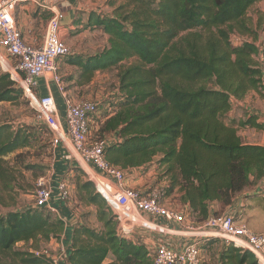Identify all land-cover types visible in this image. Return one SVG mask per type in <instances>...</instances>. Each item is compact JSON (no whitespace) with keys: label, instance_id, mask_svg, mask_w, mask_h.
Returning a JSON list of instances; mask_svg holds the SVG:
<instances>
[{"label":"trees","instance_id":"obj_1","mask_svg":"<svg viewBox=\"0 0 264 264\" xmlns=\"http://www.w3.org/2000/svg\"><path fill=\"white\" fill-rule=\"evenodd\" d=\"M258 1L108 0L112 13H89L85 24L107 34L108 46L67 60L78 70L75 82L83 85L97 72L135 59L117 72L119 101L95 139L105 134L120 139L108 144L104 155L124 171L158 157L169 181L166 195L178 186L180 201L196 223L211 214V203L228 206L236 194L264 177V146L244 143L237 128L225 122L232 98L264 86L263 69L254 61L256 56L264 61V43L257 46L256 35L251 41H232L235 33L255 34L245 16ZM14 84L7 73L0 74V102L15 101ZM239 125L264 130L255 116ZM33 139L27 128L0 124V161ZM94 188L89 181L77 185L80 199L96 207L101 226L82 223L72 230L64 264H103L109 255L113 264H153L143 243L117 234L115 215ZM43 209L0 214V256L19 242L59 239L63 220ZM16 254L23 255V264H52L45 255ZM219 263L258 264L251 252L231 244L221 249Z\"/></svg>","mask_w":264,"mask_h":264},{"label":"built area","instance_id":"obj_2","mask_svg":"<svg viewBox=\"0 0 264 264\" xmlns=\"http://www.w3.org/2000/svg\"><path fill=\"white\" fill-rule=\"evenodd\" d=\"M38 1L0 0V50L13 61H5L0 55V64H5L2 69L22 90L40 121L49 127L52 146H64L67 150L66 158L73 160L83 170L84 164L92 166L95 177L90 180L93 181L96 192L113 211L118 235L129 238L136 226L164 231L159 225L145 220L143 214L160 216L179 225L185 223L182 212L161 202L165 197V187L146 192L125 187V171L105 159L107 140L90 138L89 126L92 116L98 111V103L87 99L71 100L66 95L62 78L56 73L57 61L73 55L60 35L64 11L57 7L59 1L54 0L52 6L46 7L51 15L41 43L32 44L21 37L16 28L14 10L21 2ZM39 78L53 83L63 96L65 127L60 123L54 97L37 93ZM56 191L61 201L69 199L70 189L65 178L57 183ZM52 192L49 178L39 177L36 181L34 206L55 213V208L50 206ZM185 228L187 231H184L192 234L194 239L181 250H174L165 243L159 244L151 252L153 264H202L201 245L212 239H222L226 244L248 250L258 264H264V233L252 232L247 224L234 214L209 215L197 224L196 228L187 224ZM60 251L65 254L62 248ZM35 255L51 257L48 250H41ZM54 262L56 263V260Z\"/></svg>","mask_w":264,"mask_h":264},{"label":"rangeland","instance_id":"obj_3","mask_svg":"<svg viewBox=\"0 0 264 264\" xmlns=\"http://www.w3.org/2000/svg\"><path fill=\"white\" fill-rule=\"evenodd\" d=\"M107 1L108 0H77L80 9H77L75 18L80 24L78 27L69 30L66 39L64 38L65 43L69 46L73 55H91L100 52L103 48L108 46L107 34L100 28H88L85 25L89 13L100 16H109L112 13L113 7H111ZM245 22L247 27L255 34L247 33L241 35L235 33L234 35L232 34V41L239 44L243 40L251 41L252 37L256 35L257 39L255 44L261 47L264 43V34L261 31V27L264 25V0L258 1L250 7L245 16ZM0 55L5 61H10V63L13 62L7 57L3 50H0ZM68 58L69 57L57 61L56 73L62 78L66 93L68 91L72 98L74 97L75 100L87 99L98 103V112L91 118V124L89 126L90 138L94 140L97 138V131L102 121H104L108 114L114 112L115 105L119 101L120 95L118 93L117 72L123 66L134 63L135 59L132 58L123 61L120 67L104 72H97L91 82L78 85L75 82L78 70L67 63ZM254 61L261 66L264 72V61L262 58L256 56L254 57ZM4 65L5 64H0V74L6 73L2 69ZM14 85L15 101L0 102V124H9L14 130L22 127L27 128L34 133L35 139H33L32 144L28 147L4 156L0 161V170L2 174L0 176V214L2 215L9 211H25L34 208L36 181L41 176L51 178L54 151L57 148L51 144V131L49 127L40 121L37 112L29 105L27 98L23 93L19 92L21 89L16 84ZM257 91L264 97V86H261ZM226 119L228 118H225V122H227ZM108 136L109 134H105L104 139H107ZM157 158L154 159L153 163L147 165L148 169H146L145 172L148 173L152 171V177L154 178L150 181H156L155 187L159 188V185L161 186L163 184L162 178L164 174L163 168L157 163ZM83 167L85 170L80 167H70L72 172H68L66 176L64 175V177H62L67 180L70 189V197L65 202L70 210L77 215V218L80 217L82 219L83 223H87L91 227L100 228L101 223H99L96 218V207L87 205L80 199L78 194L77 185L85 181H89L93 184L90 178L95 177L94 169L91 165L87 166L84 164ZM128 178L131 179L130 176ZM164 181H166L168 185L169 181L167 176ZM175 187L178 188V186ZM164 196H166V193H164ZM171 202L181 205L179 201H174V199H171ZM223 209L224 206L218 205L214 214H222L224 212ZM43 210H45L44 213H48L51 218H58L56 213L46 209ZM177 210L183 213L184 219L186 220L185 223L180 225L183 229L186 230V224L196 228L197 225L193 220L194 218L180 207ZM130 237H132V234ZM60 238L61 236L59 239H51L57 242L55 248L47 247L48 242L44 241L41 237H38L36 241L19 242L13 247L11 253L0 256V264H23L21 261L23 255L19 256L16 253H33L35 255L36 252H40L41 250H48L50 255L52 252L61 253V247L59 246ZM203 247L204 245L202 244L201 249H203ZM206 247L207 246L204 248ZM214 249H216V247H213V250H211L209 254L212 262H215L217 259V254ZM53 257L56 262L60 261L57 255H53ZM50 258L53 260L52 264H55L52 256ZM112 260V255H109L104 260L103 264H113Z\"/></svg>","mask_w":264,"mask_h":264},{"label":"crops","instance_id":"obj_4","mask_svg":"<svg viewBox=\"0 0 264 264\" xmlns=\"http://www.w3.org/2000/svg\"><path fill=\"white\" fill-rule=\"evenodd\" d=\"M57 1V0H56ZM57 7L64 11V19L61 22V37L66 39V35L69 30L78 27L76 23L75 15L77 9H80L77 0H58ZM54 0H39L37 3L34 2H21L14 10V19L16 28L18 29L21 37L24 41L38 44L41 43L47 21L51 15V12L46 8L52 6ZM91 82V81H90ZM66 91V90H65ZM37 93L40 95L50 94L54 97L57 106L59 120L63 127L64 122V99L61 93L57 90L53 83L48 82L43 78L38 79ZM68 94V95H67ZM66 95L72 98L68 91ZM249 116H255L256 122L264 125V97L257 90L248 91L245 96L241 99H231V108L226 119L228 124L233 125L237 128V134L240 136L244 143L257 144L264 146V130H258L256 128H250L248 126H240V122L248 118ZM91 124V123H90ZM107 143H113L120 140L115 134H109L107 137ZM67 150L64 146L59 145L54 151V163L51 172V178H49L50 186L52 187V197L50 200V206L55 208L56 215L59 219L63 220L65 224V230L60 238V247L65 254L59 252H52V259L55 260L53 255L58 256V260L55 264H64L66 253L70 251V237L72 230L82 224V219L77 218L66 202L61 201L56 191L57 183L64 177L68 172H72L70 167H78L77 164L66 158ZM152 163V162H151ZM150 163V164H151ZM149 165V164H148ZM148 169L147 165L132 168L125 171L124 186L131 189L140 191H149L150 189H157L155 187L156 181H150L152 177V171L148 173L145 170ZM130 176L131 179L128 177ZM162 185L159 188L167 187L166 176L162 178ZM181 193L177 187H174L167 195L161 200V202L167 207L179 209L182 208L188 213V206L184 205L180 201ZM179 201L180 204H174L171 202ZM220 205L218 202H213L210 205V211L212 215L215 209ZM33 207L34 204H33ZM223 213L234 214L242 219L248 226V228L254 233H264V177L258 180L255 184H251L244 188L241 192L235 195L232 203L228 206H224ZM222 213V214H223ZM189 214V213H188ZM143 217L151 223L159 225L164 231L152 230L143 226L135 227L132 232L133 241L143 243L149 252H152L159 244L165 243L174 250H181L184 246L189 244L194 237L192 234H188L184 229L176 222L166 220L160 216L143 215ZM199 223H196V225ZM131 236V235H130ZM215 241V242H210ZM219 242V243H218ZM54 240H49L47 247H56ZM204 247L201 249L202 264H220L219 253L221 249L226 245L222 239H212L205 242ZM213 247H216V260L212 262L209 257Z\"/></svg>","mask_w":264,"mask_h":264}]
</instances>
